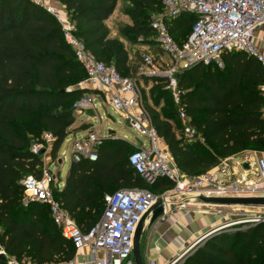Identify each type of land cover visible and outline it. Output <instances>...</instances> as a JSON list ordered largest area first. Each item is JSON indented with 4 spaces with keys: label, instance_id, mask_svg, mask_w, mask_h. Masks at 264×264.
Listing matches in <instances>:
<instances>
[{
    "label": "trees",
    "instance_id": "16d2710c",
    "mask_svg": "<svg viewBox=\"0 0 264 264\" xmlns=\"http://www.w3.org/2000/svg\"><path fill=\"white\" fill-rule=\"evenodd\" d=\"M129 1L132 6L126 13L135 34L155 41L152 13L159 2L162 7V0ZM61 2L75 25L76 36L97 60L114 66L122 75H136L128 49L120 38L111 36L107 24L119 0ZM195 20L194 15L185 13L172 21L173 37L178 42L185 40ZM224 60L222 69L197 64L178 79L184 91L182 103L205 144H188L179 136L176 104L166 89L167 80L144 78L153 82L155 104L144 97L152 123L180 171L188 176L199 175L246 149L264 151V68L244 51L228 52ZM84 78L85 68L66 43L62 25L53 14L33 0H0V247L20 264H62L76 256L74 245L54 223L48 205L30 202L25 206L22 202V179L28 174L41 177L44 161L32 151L31 139L21 125L41 113L42 131L56 138L51 147L56 157L69 134L73 112H44L74 104L85 95L87 89L79 86ZM166 96L169 102L159 110ZM134 150L124 139H107L97 161L72 162L63 187L52 184L55 196L84 231L99 220L105 195L116 188L149 187L157 193L172 188L167 178L149 184L137 175L128 159ZM0 264L8 261L0 256ZM184 264H264V222L237 224L216 232Z\"/></svg>",
    "mask_w": 264,
    "mask_h": 264
},
{
    "label": "built area",
    "instance_id": "2783aa9c",
    "mask_svg": "<svg viewBox=\"0 0 264 264\" xmlns=\"http://www.w3.org/2000/svg\"><path fill=\"white\" fill-rule=\"evenodd\" d=\"M33 1L59 20L66 43L75 51L77 59L85 68L86 78L79 86L90 88L92 92L78 98L74 108L85 113L95 111V99L100 97L121 116L123 124L129 122L130 125H127L148 141L132 142L135 150L128 159L135 173L149 184H154L160 178H167L173 183L172 188L161 193L149 187H134L106 194L103 215L89 230L84 231L55 196L51 169H43L41 177L26 175L22 179L26 204L31 201L48 205L54 223L76 249V256L62 264H136L134 241L138 225L160 197L165 198L168 204V211L158 220L161 222L172 213L174 223H177L179 211H185V216L191 218V207L198 211L211 207L221 217H231L212 231L242 223L264 222V207H259L262 212L238 219L223 209L235 206L200 200L201 196L264 197V151L248 150L225 157L217 165L194 177L182 173L152 123L139 80L146 77L165 78L166 89L171 92L176 104L179 136L188 144H205L203 134L193 124L182 103L184 91L179 87V76L197 64L214 65L222 69L225 67L224 56L231 51L246 52L264 68V0H162L163 13L152 19L151 28L160 50L169 60L159 63L152 55L144 54L134 76L122 75L114 66L97 60L76 36L74 23L55 13L50 0ZM185 13L194 15L196 20L190 35L178 42L170 31V23ZM261 91L264 117V83ZM111 137V133L105 135L100 129H93L86 137L75 139L72 144L73 162L97 161L101 146ZM55 140L52 133L45 132L42 140L34 143L32 151L36 154L47 151V147L51 148ZM56 186L61 189L63 184L57 182ZM212 231L192 243L177 236L173 241L174 254L166 264H181L210 237ZM154 250L157 255L152 258V264H161L159 257L164 253V248L156 243ZM2 253L7 256L8 264H20L0 247V256Z\"/></svg>",
    "mask_w": 264,
    "mask_h": 264
},
{
    "label": "rangeland",
    "instance_id": "374dc122",
    "mask_svg": "<svg viewBox=\"0 0 264 264\" xmlns=\"http://www.w3.org/2000/svg\"><path fill=\"white\" fill-rule=\"evenodd\" d=\"M154 1H160V0H154ZM159 3L156 4L155 10L152 13L155 14V16H160L163 13V8L160 6ZM131 6L132 4L129 0H119L118 12L116 16H114L115 18H112L110 22H108V26L112 37H118L120 39L122 38L121 40L124 42L129 53L133 57L132 61L140 63L142 59L141 53L146 52L148 54L156 55L161 53V51L157 42L154 41L153 38L149 37V40L148 39L146 40V38H144L142 35L135 34L133 29V21L131 17L126 13V9ZM68 19H70V17H68ZM127 36L131 37L130 38L131 40L127 38ZM146 45H149L150 48L149 49L145 48L147 47ZM165 57L167 58V60L169 59L166 55ZM151 87H152L151 85L150 86L145 85L142 88L143 101H144V97L145 98L148 97L150 98L149 99L150 103L155 104V101L152 98ZM95 102L97 107V114L95 115H91L75 109L74 104H72V102H68L66 105L57 106L55 108H52L44 112L45 114H52L63 110H71L73 112V117H74L73 123L69 126V134L66 140L64 141V143L62 144L57 156L56 157L52 156V148L49 147H47V151L43 153H39L41 155L42 160L44 161L43 169H47V170L51 169V171H53L54 184H56L57 182H63L66 179L67 173L73 162L72 144L74 140L77 138L81 139L86 137L89 131L93 129H98L99 126H101L102 128L101 131L105 135H107L110 132V130L115 131V133H113L110 139L121 140L124 139L122 137H126L132 142L139 140L144 143L148 142L147 139L141 136L134 128L128 126L127 124H123L121 116L117 112H115L114 109H112L109 105H103L99 98H96ZM168 102H169V97L166 96L161 100L160 105L158 106L159 110H162L163 107H165ZM41 116H42L41 113H35L31 118L25 120L21 125L25 134L28 137H30L31 143L33 145L35 142L41 141L42 136L44 134V131H42V127L40 125ZM131 145L133 146V148L135 147L132 143ZM201 148L205 150L207 149V146H202ZM248 150H253V149H246L235 155L241 154ZM121 189H127V187L116 188L115 190H113V192H116ZM26 201L27 199L25 196L24 200L22 201L25 206L28 204V203L26 204ZM105 208L106 205H104V207H102L101 209V216L103 215ZM207 208L212 209L211 211H215V208H211V207H207ZM223 209L225 212L231 213L233 215V218L238 217L239 219L240 217L241 218L248 217V215H250L249 213L250 210L245 207L235 206V207H226ZM258 211L262 212L263 210L260 209ZM234 226L235 225L231 226V228ZM151 233L152 232H150L149 234L146 233L143 236L141 243V252L145 264H152V258L149 257V252L151 250L149 249V244H148L149 235ZM81 252L83 253L84 251L82 250ZM27 264H30L29 261L27 262ZM181 264H184V261Z\"/></svg>",
    "mask_w": 264,
    "mask_h": 264
},
{
    "label": "crops",
    "instance_id": "0c3cea01",
    "mask_svg": "<svg viewBox=\"0 0 264 264\" xmlns=\"http://www.w3.org/2000/svg\"><path fill=\"white\" fill-rule=\"evenodd\" d=\"M50 5L53 7L55 13L59 14L63 19H68V17H70L66 6L61 2V0H50ZM117 12H118V7L116 11L113 13V15L107 20V24L108 22H110L112 18H115L114 16H116ZM146 46L147 47L145 46L144 47L148 49L150 48L149 45H146ZM141 54L143 56L144 54H148V53L145 52ZM148 55H152L154 59L159 63L169 60V59L167 60V58L165 57V54L162 51L161 53L156 54V55L154 54H148ZM132 58L133 57L130 54V64L132 66L137 67L139 62L132 61L133 60ZM139 80H140V84L142 88L145 85L152 86L153 84L152 81L148 83L145 81V79L143 80L139 79ZM86 89H87V92L85 94H89L92 92L90 88L86 87ZM98 98L100 99L103 105H106L100 97ZM92 112L93 113L88 112V114H91V115L97 114V107L95 111H92ZM98 129L102 130L101 126H99ZM112 131L113 130H110L109 133L113 135L115 131L114 132ZM122 138H124V140L128 141L129 143L130 142L132 143V141H130L126 137H122ZM64 182L65 181L61 183L64 185ZM237 207L248 208L250 210L249 211L250 214H253L255 212H258V210H260L259 207H246V206H237ZM190 210L192 212L191 218H188L185 216V211H179L178 212L179 220L177 223H174L173 214L170 213L169 215L166 216L165 221H162V222L158 221L157 223H155V225H153L151 230L148 232V234L152 232L149 235V241H148L149 249L151 250L149 252L150 258L156 257L157 254L155 253L154 245L156 243H159L164 248V251H163L164 253H162L159 257V263L166 264L169 261L170 257L172 256V254H174L173 252L175 249V246H174L175 244L173 243V241L177 236H181L182 238H184L187 241V243H192L196 239L212 231L216 227H220L222 224H224L226 221H228L231 218V217H228V215L221 217L216 212V210L211 211L212 209H205V210L198 211V210H194V208L191 207Z\"/></svg>",
    "mask_w": 264,
    "mask_h": 264
},
{
    "label": "water",
    "instance_id": "95a60500",
    "mask_svg": "<svg viewBox=\"0 0 264 264\" xmlns=\"http://www.w3.org/2000/svg\"><path fill=\"white\" fill-rule=\"evenodd\" d=\"M88 112L93 113L91 110ZM130 125L129 122H127ZM114 132V131H112ZM140 143L142 141L139 140ZM45 150H42V153ZM248 167V164L244 165ZM201 201L207 203H214V204H221V205H233V206H246V207H264V197H218V198H209L205 196L200 197ZM168 211V204L165 198L160 197L155 204L150 208V210L143 216L142 220L140 221L134 241V256L136 260V264H145L143 259V255L141 252V243L143 236L148 233L153 225L157 223V221ZM222 229V228H221ZM219 230H214L210 234L212 236ZM206 240V239H205ZM194 252V251H193ZM191 252L189 255H191ZM1 257L6 261L7 256L2 253Z\"/></svg>",
    "mask_w": 264,
    "mask_h": 264
}]
</instances>
